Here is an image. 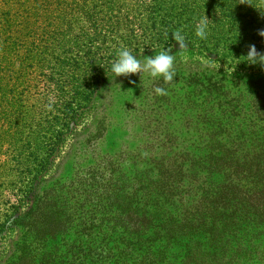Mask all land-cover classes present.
<instances>
[{
  "label": "rangeland",
  "instance_id": "374dc122",
  "mask_svg": "<svg viewBox=\"0 0 264 264\" xmlns=\"http://www.w3.org/2000/svg\"><path fill=\"white\" fill-rule=\"evenodd\" d=\"M40 15L43 33L28 39L33 60L13 83L17 96L0 100V264L17 261L32 195L54 188L62 196L106 155H142L151 119L188 115L202 132L196 115L264 117V65L244 58L249 45L264 53V0H51ZM203 16L211 24L200 40ZM177 29L187 50L172 39ZM121 48L142 60L169 49L174 83L139 73L114 79ZM253 216L259 223L241 227L248 245H190V264H264V213Z\"/></svg>",
  "mask_w": 264,
  "mask_h": 264
},
{
  "label": "trees",
  "instance_id": "16d2710c",
  "mask_svg": "<svg viewBox=\"0 0 264 264\" xmlns=\"http://www.w3.org/2000/svg\"><path fill=\"white\" fill-rule=\"evenodd\" d=\"M50 1L0 0V100L17 96ZM195 119L202 132L188 115L151 119L143 157L106 155L62 196L32 195L15 264H190V245H248L241 227L264 213V117Z\"/></svg>",
  "mask_w": 264,
  "mask_h": 264
},
{
  "label": "clouds",
  "instance_id": "9594fccd",
  "mask_svg": "<svg viewBox=\"0 0 264 264\" xmlns=\"http://www.w3.org/2000/svg\"><path fill=\"white\" fill-rule=\"evenodd\" d=\"M210 24L211 21L205 16L200 18L196 23L194 35L200 40L206 39L210 31ZM258 34L264 38V30H260ZM171 36L179 46V49H188L189 45L186 43V36L180 29L171 33ZM170 52L169 49H164L142 60L133 55L129 49L121 48L111 62L109 72L114 79L120 76L139 73L140 76L144 75L148 79L162 78L164 83L171 84L174 83L175 78L173 68L175 57ZM244 58L249 64L259 63L264 65V53L258 52L255 45H249L247 55ZM153 91L158 96L167 95L163 87H155Z\"/></svg>",
  "mask_w": 264,
  "mask_h": 264
}]
</instances>
